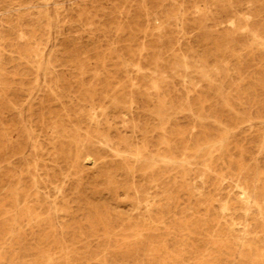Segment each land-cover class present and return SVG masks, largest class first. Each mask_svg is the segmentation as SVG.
I'll return each mask as SVG.
<instances>
[{"label":"rangeland","instance_id":"1","mask_svg":"<svg viewBox=\"0 0 264 264\" xmlns=\"http://www.w3.org/2000/svg\"><path fill=\"white\" fill-rule=\"evenodd\" d=\"M263 222L264 0H0V264H264Z\"/></svg>","mask_w":264,"mask_h":264},{"label":"bare ground","instance_id":"2","mask_svg":"<svg viewBox=\"0 0 264 264\" xmlns=\"http://www.w3.org/2000/svg\"><path fill=\"white\" fill-rule=\"evenodd\" d=\"M183 171H184V170H183ZM256 190H257V189H255V191H256ZM249 192H251V191H248V193H249ZM252 192H253V191H252ZM248 193H247V194H248ZM259 203H260V202H259ZM240 206H241V205H240ZM242 206H243V205H242ZM242 206H241V207H242ZM250 216H251V215H250ZM249 218H250V217H249ZM254 218H255V217H254ZM259 218H260V217H259ZM252 219H253V218H252ZM257 219H258V218H257ZM263 223H264V222H263ZM155 226H156V225H155ZM233 229H234V228H233ZM92 239H93V238H92ZM129 240H130V239H129ZM244 241H245V240H244ZM243 244H244V243H243ZM207 251H208V250H207ZM157 263H158V262H157Z\"/></svg>","mask_w":264,"mask_h":264}]
</instances>
